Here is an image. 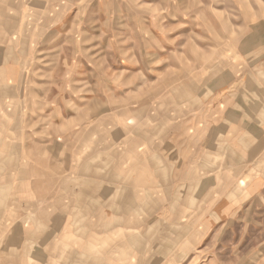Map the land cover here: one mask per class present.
Masks as SVG:
<instances>
[{
	"label": "crops",
	"instance_id": "obj_1",
	"mask_svg": "<svg viewBox=\"0 0 264 264\" xmlns=\"http://www.w3.org/2000/svg\"><path fill=\"white\" fill-rule=\"evenodd\" d=\"M51 5L0 0V182H8L4 171L16 169L41 230L88 225L93 239L96 229H108L110 239L114 232L124 264L149 263L150 231L164 239V255L176 247L190 254L262 189L264 177L254 169L264 167V37L252 32L239 39L244 66L222 61L203 66L200 79L196 67L194 77L191 70L188 80L175 81V89L187 91H175L171 113L161 99L156 111L142 99L140 111H125L122 127L68 130L64 144L54 146L32 137L57 128L33 131L21 118L26 101L35 100L23 95L30 44L52 39ZM84 135L96 140L85 145ZM88 147L93 155L82 156ZM58 175L64 177L53 189ZM53 191L63 193L59 208Z\"/></svg>",
	"mask_w": 264,
	"mask_h": 264
},
{
	"label": "rangeland",
	"instance_id": "obj_2",
	"mask_svg": "<svg viewBox=\"0 0 264 264\" xmlns=\"http://www.w3.org/2000/svg\"><path fill=\"white\" fill-rule=\"evenodd\" d=\"M50 7L53 37L30 44L23 73V95L41 103L26 101L21 118L33 131L57 128L32 137L54 146L64 144L61 133L68 130L122 127L125 111H140L142 99L151 111L161 99L171 113L175 91H187L175 89V81L188 80L191 70L194 77L196 67L200 79L203 66L214 69L222 61L244 66L239 39L252 32L264 37V0H52ZM83 138L92 144L96 135ZM88 149L79 153L92 156ZM254 170L264 177L263 166ZM15 172L7 169L8 182H0V264H124L108 229H96L93 239L88 225L48 233L33 224L28 185L18 183ZM63 177H55L53 189ZM53 194L59 208L63 193ZM155 237L150 231L148 264H264V183L190 254L176 247L166 256L164 239Z\"/></svg>",
	"mask_w": 264,
	"mask_h": 264
}]
</instances>
